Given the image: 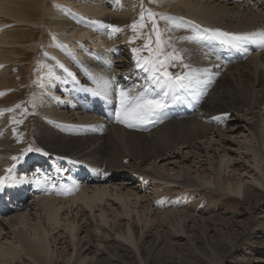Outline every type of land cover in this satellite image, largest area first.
Listing matches in <instances>:
<instances>
[{
    "label": "bare ground",
    "instance_id": "bare-ground-1",
    "mask_svg": "<svg viewBox=\"0 0 264 264\" xmlns=\"http://www.w3.org/2000/svg\"><path fill=\"white\" fill-rule=\"evenodd\" d=\"M157 5L171 49L179 47L187 65L178 73L188 75L185 87L169 92L157 118L130 128L116 119L118 89L133 95L145 84L136 60L147 56L137 49L133 24L138 29L147 21V0H0V177L26 157L28 119L41 153L54 158L46 173L41 170L48 161L38 156L39 172L31 176L38 183L34 191L47 194L39 203L42 223L28 234L13 232L9 245L0 241V264H221L241 240L231 233L237 227L233 210L229 216L217 215L214 207L197 212L191 202L233 193L249 211L263 207L264 47L251 41L234 46L214 33L264 32V0ZM45 33L47 43L39 47ZM195 35L205 38L186 39ZM32 57L31 64L45 70L33 84L20 77L24 68L29 75L32 65L24 62ZM28 82L25 104L26 89L19 85ZM199 147L214 152L204 161L208 165L197 160ZM173 157L192 160V173L182 168L170 176L159 169ZM147 163L153 170L144 168ZM30 167L24 160L26 177L19 174L20 183L0 189V217L19 211L21 199H28ZM121 174L142 184L129 182L111 194L88 192L77 181L90 175L87 185L113 182ZM7 191L20 198L17 205L4 201ZM258 220L251 234L263 246L264 217ZM259 251L243 264H264V248Z\"/></svg>",
    "mask_w": 264,
    "mask_h": 264
},
{
    "label": "rangeland",
    "instance_id": "rangeland-1",
    "mask_svg": "<svg viewBox=\"0 0 264 264\" xmlns=\"http://www.w3.org/2000/svg\"><path fill=\"white\" fill-rule=\"evenodd\" d=\"M157 6H158L157 0H147V16L149 19L147 18V21L142 24V27L135 29V33L137 35L135 42L137 43V46L139 45L137 49L142 51V54L147 56V57L154 54V52H149L148 50H146L144 48V45L146 42V38L148 37V35L151 31L152 20L155 19V21L158 25V30L162 33V40L164 42V48H163L164 52L166 54H169V55L172 54L173 52H175L178 56L182 57V60L173 61V63L175 64L174 67L168 68V71L173 73L174 75L179 74L178 72H180L181 70H183L185 68L184 67L185 61L183 59V53H182V50L177 46H176V50L171 49L172 47L170 45L169 40H167L168 36L166 34V28L164 26L165 20H164V18L163 19L160 18L161 15H160V13H158L159 11L157 9ZM149 13H154L156 15H155V17H150ZM144 25H147V26H144ZM33 31H34V33H37L38 29H33ZM45 34H46V38H44L40 42L39 47H41L42 44L45 45L47 43L46 39L48 37V34L47 33H45ZM154 41H155V34H153L152 41H149V43H151L152 49H155L157 47V45L155 44ZM122 52L126 56L129 54V51L126 49V46L125 47L122 46ZM31 59L33 60V57L29 58V60L27 59V61L24 62L25 64L23 62H21L22 66L27 65V63L31 64ZM31 65H32L31 66L32 69L30 68L31 73L29 72V75H28V73H26V69L24 68L22 71V72H24V74L20 77H22V80L29 77L31 79L32 84L38 83V81L39 82L41 81L40 75L42 73H44V68H42L39 64H35V63L31 64ZM36 67H37V69L40 67L38 69V71L35 70ZM12 73L14 75L16 73V71H14V68H12ZM24 75L27 77H25ZM29 83L30 82L22 83L24 86L22 84L19 85V86L23 87V89L24 88L26 89V91L24 92V96H26V97H24V103L25 104L30 102L29 96H31V92H30ZM30 86H31V84H30ZM27 88H29V89H27ZM27 90H29V91H27ZM28 92H30V93H28ZM24 113H25V110H24ZM240 116H242V115H240ZM262 117H264V115ZM230 119H231V123L236 124V118L231 117ZM25 122L27 123V126H29V127H27L28 132L26 131V134H25L26 139H25V143L23 146V148H24L23 150H25V154H26V158L24 160L30 161L31 167L28 169V171H29L28 178L29 179L27 178V180L31 181V176H33V175L37 174V172H39V170L34 169V166H35L34 163L36 161H38V156L45 159L46 162L48 161L44 165V167L42 166L43 168L41 170L43 172V169H45V167H46V173L49 171V167L51 166L50 163L54 162V158L51 157L53 160L51 158L47 160V158H46L47 155L46 154L44 155L41 153L42 152L41 145L39 144L38 140L35 138V135H34V132L32 129L31 120L28 119ZM240 125L244 126L243 123L238 124L237 125V127L239 129L238 132L242 130V126H240ZM238 132L236 133V135L237 134L239 135ZM199 148L200 149H197L198 151L196 150L197 152L195 151L196 154L199 153L198 154L199 158H197V160L201 161V163H203V164H207V162H204L206 157L213 159L214 152H212V151L208 152V151H205V149H203V148H202L203 149L202 150L201 147H199ZM29 149H31V150H29ZM193 152H194V150H193ZM183 154H185L188 158H190L193 153H188V150H185L183 152ZM44 156H45V158H44ZM24 160H22L20 165L18 164V165H12L11 166V167H14V166H17V167L14 168L13 170H11V172L8 175H5L6 177H8V179L6 180V184H7L6 186L7 187L5 186V187L0 188V189H8V188L15 186L18 183H20L19 180L21 181V179H19L17 176L19 174L26 177V175H25L26 173H24V171H23ZM192 164H193L192 160L189 161V159H188V161L187 160L185 161V160H181V157H173V158H170L169 160H167L165 162H161L159 164V169L162 170L164 173H168V175H170V176H174L175 173L178 172L182 168L186 169L191 174L192 173L191 171H193V168L191 166ZM62 166H64V165L62 164ZM144 168L153 170V165L151 163H147L144 165ZM65 169L70 171V169H68V168H65ZM176 169H178V170H176ZM68 174H67L68 176L74 177L73 176L74 174L72 172H69ZM125 174H121L122 180H120V178L118 177L119 179L116 181L114 180L113 182L107 181L105 183H101V182H97L96 180H91L90 184L87 185V182H88L87 180H89L88 177H90V175H88V176L86 175L87 177L84 178L83 181H82V179H79V177H77V181L82 183V185H85L83 187H85L84 189H87L88 192H92L93 190L99 189L101 191H106L107 193H111V194H115L116 193L115 191L117 189L121 188L125 184L127 185V183H129V182L131 183L130 185L132 187H135V186L139 187L142 184V182H139V181L134 183V181H135L134 179L132 180L133 182L131 181V179L129 180L128 178L123 180L124 176H128ZM29 175H30V177H29ZM40 175L43 176L42 173ZM45 181L46 180H43L42 182H45ZM31 183L27 187V188L32 187L31 189H28V191H29L28 199L27 200L21 199V203L19 206L22 207V209H20L17 212L15 211V212L8 214V215H1V217H0V241L6 245L11 244V241L13 239H15L13 232L17 233L20 230V231H22L24 233L26 232L28 234V233L32 232L33 228L36 227V225L38 223H42V220L44 219V213L42 212V209L40 207L41 205H39V203L43 199L46 198L47 194L40 193V192L36 193L35 192L36 188L34 191V184H38V183L33 181V179L31 181ZM56 183H55V185H56ZM39 186H37V187H39ZM178 188L185 189L183 185H180V187H178ZM204 190L210 191L209 193H213V191H211L210 189L204 188ZM8 191L6 192V195L4 196V201L6 203H8L9 205H17L16 202L19 201L20 198L14 199L13 197H11V195H8L9 194ZM30 191H31V193H30ZM146 191H148V190H146ZM175 194L179 195L178 192H176ZM261 194H262L261 202L263 203V207L254 205L253 208L251 209V211H249V209L246 207L245 201L241 197H238V198L233 197L234 196L233 193H226L225 195H222V196L220 195V196H217L216 198H211V196L209 194H204V195H207L206 198H203L201 200L198 199V200H196V203L191 202L193 207H195V210H197V212H200V210L202 211V209H208L209 207H211V208L214 207L215 208L214 212L217 211L216 212L217 215L221 216L222 214H224V215L227 214L229 216L231 214L228 213V211L233 210V215H234V220H235V222H233V225L236 224L235 226H237V227L234 228V230H232L231 233L234 235L238 234L239 237L241 238V240L239 243H237L235 245L234 248H231L230 252L227 254V256L225 257V259L223 260V262L221 264H243L244 261L248 260L249 258L254 259V255L259 256L260 254H262L261 251H259V250H262L264 248V245L262 246V245L258 244L257 242H255V240H257L258 237L256 234H251L252 230L250 228L254 223H256V222L260 223V221L258 220L259 217H264V189L261 191ZM169 195H170V193L163 195V196H169ZM25 196L27 198V195H25ZM227 197H231V199H229L227 202H225V199ZM109 198H111V197H108V199ZM8 199H10V200H8ZM11 201H12V203H11ZM179 201H181V200H179V197H178V201H176V203H180ZM23 203H25V204H23ZM97 209H99V206L97 207ZM97 209H96L95 218L96 217L98 218L99 217L98 214L100 213V210H98V212H97ZM247 211H249L250 215H249V218L247 219V221L244 223V226H243L241 224V220L244 219L245 217L246 218L248 217ZM239 213H242V215H241L242 217L237 218V214H239ZM8 221H10V222H8ZM263 226H264V223H263ZM254 247L257 248L258 250L253 252L251 249ZM263 254H264V252H263ZM243 256L248 257V258H244Z\"/></svg>",
    "mask_w": 264,
    "mask_h": 264
},
{
    "label": "snow or ice",
    "instance_id": "snow-or-ice-1",
    "mask_svg": "<svg viewBox=\"0 0 264 264\" xmlns=\"http://www.w3.org/2000/svg\"><path fill=\"white\" fill-rule=\"evenodd\" d=\"M156 14L149 13L150 17H155ZM164 17L161 16V19ZM143 19V14L141 15ZM147 26V25H144ZM180 27L181 25H173ZM113 27V26H109ZM136 24H133V30H135ZM118 31L119 29H115ZM153 34H155V44L157 47L152 49L151 43ZM214 35L217 38H222L226 43L234 46H239L241 43L251 41L258 43L264 47V32H252V33H227L216 30ZM205 37L195 35L186 37V39H204ZM144 48L149 52H154L153 55L136 60V66L146 74L145 84L141 92L130 95V90L120 88L118 89V101L119 110L116 113L117 121L126 123L128 127H137L140 125L152 122L154 118H157L159 113L166 108L167 97L170 91H174L176 88L185 87L184 80L187 78V73L184 75L173 74L168 71L169 67H174L173 61L182 60V57L178 56L175 52L172 54H166L163 50L164 42L162 40V33L158 30V25L155 19L152 20L151 31L146 38ZM137 49H133L136 52ZM187 67V65H184ZM107 83V82H106ZM18 107V105H17ZM7 111H12L8 109ZM31 150V149H29ZM16 160L17 157H12ZM10 171V170H7ZM8 177H0V188L5 187V181Z\"/></svg>",
    "mask_w": 264,
    "mask_h": 264
}]
</instances>
